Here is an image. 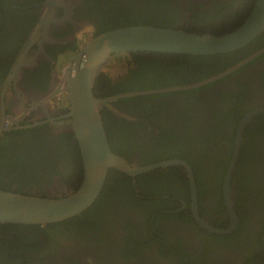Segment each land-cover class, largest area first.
Instances as JSON below:
<instances>
[{
  "label": "flooded vegetation",
  "instance_id": "flooded-vegetation-1",
  "mask_svg": "<svg viewBox=\"0 0 264 264\" xmlns=\"http://www.w3.org/2000/svg\"><path fill=\"white\" fill-rule=\"evenodd\" d=\"M255 1L0 0V150H22L28 159L32 157L29 163L39 175L25 188H19V181L11 184V177L3 179L6 187L58 197L81 183L82 158L64 91V68L87 40L122 27L120 21L129 23L127 26L141 22L138 25L222 35L242 24ZM234 51L198 67V61L185 66L188 61L176 56L181 54H167L173 56L165 60L155 53H135L134 58L132 53L117 54L94 77L91 89L99 100L151 91L117 97L98 106L109 146L135 165L181 159L191 166L195 180L191 163L193 159L198 161V167H204L202 192L207 191L206 199L200 195L199 202L197 187L198 213L211 225L213 219L217 223L229 221L223 183L225 211L217 208L213 193L216 165L230 161L232 153L227 156L225 152H233L240 121L250 111L264 107V31ZM138 61L158 63L149 66L151 69L140 80V73L128 75L131 63L137 65ZM120 88L130 91L116 93ZM135 88L146 89L131 90ZM141 95L152 96L134 97ZM256 117L264 127V114L251 118L242 133L240 152L247 146L244 133ZM255 148L259 150L254 159L252 149H248L253 159L250 166L264 178V145L257 142ZM152 171L150 174L156 173L155 182L144 179L145 173L133 177L114 170L112 185L116 192L127 188L132 198L140 200L91 205L80 219L88 224L96 214L98 220L92 228H79L75 223L72 228L55 225L41 234H31L28 228L18 231L0 226V264H246L243 246L231 241L220 244L208 236L237 238L238 226L231 234L219 235L202 228L194 219L189 182L186 188L181 184V179L187 178L182 165ZM121 181L125 186H120ZM231 183L235 203L234 177ZM263 187L264 183L256 180L252 190L242 194L244 204H248L250 227L245 226L241 241L245 242L252 230L258 233L261 228L251 221H264V202L248 194H263ZM126 224L133 227V238L146 242L153 236L155 240L140 252L132 249L124 242ZM15 235L25 236L29 242L17 245L13 242Z\"/></svg>",
  "mask_w": 264,
  "mask_h": 264
},
{
  "label": "water",
  "instance_id": "water-1",
  "mask_svg": "<svg viewBox=\"0 0 264 264\" xmlns=\"http://www.w3.org/2000/svg\"><path fill=\"white\" fill-rule=\"evenodd\" d=\"M263 31L264 0H256L242 24L222 35L197 34L151 25H130L105 31L87 40L78 52L69 58L64 68V91L70 102L69 115L72 117L79 144L84 177L76 189L58 197H42L0 189V223L45 226L61 222L81 214L95 202L109 170H118L134 177L156 168L182 165L189 182L192 214L196 222L211 233L231 234L239 223L231 182L240 154L242 133L252 117L264 114V107L247 113L236 130L233 152L223 180V198L229 224L219 228L209 224L198 213L196 180L187 162L170 159L146 165L130 164L109 146L98 106L117 97L147 94L151 91L124 93L99 100L92 94V82L117 54H222L244 47Z\"/></svg>",
  "mask_w": 264,
  "mask_h": 264
},
{
  "label": "trees",
  "instance_id": "trees-1",
  "mask_svg": "<svg viewBox=\"0 0 264 264\" xmlns=\"http://www.w3.org/2000/svg\"><path fill=\"white\" fill-rule=\"evenodd\" d=\"M121 17L127 18L124 16H121ZM106 18L107 17H105V19ZM128 24L124 25L123 21L119 22V25H123V26H127ZM136 24L137 25L141 24V22H135V23H132L131 25H136ZM235 52H237V51H233V53H235ZM155 54H160L159 56H161L160 58H162L163 60L166 59V56H173V55H167V54L162 55V53H155ZM228 54H230V53H228ZM131 55H132V58H134L135 53H132ZM176 56H181L183 61H188L185 66H188L191 61H198L199 64L196 65L198 67V65L208 63L211 60V58H213V57L226 56V55L213 54V55H206V56H204V55H200V56H197V55H176ZM204 57H206V58L203 59ZM156 63H158V62L153 61L151 63H146V62L138 61L137 65H135V62L134 63L132 62L130 65L131 67L129 68L130 71H129L128 75L135 73V76H137V74L140 73L138 75V78L140 80H142V78L145 76L144 73H148V70L151 69L149 66L153 67V65ZM198 74H200V73H198ZM139 79H137V80H139ZM145 89L146 88H135V89H131V90H145ZM127 91H130V89L123 90V88H120L119 90H117L116 93H123V92H127ZM147 96L150 97L152 95H141V96H134V97L135 98H138V97L146 98ZM125 99H130V98H125ZM257 120H258V118L256 117L254 119L255 122L252 123L250 125V127L244 133L243 139L246 140L247 146L244 149H243V147L241 148L239 160L236 164V169H235L234 176H233L234 177V183H235V198H236L235 207H236L237 215L239 218L238 228H237L235 233H238V237L235 238L232 235L226 236V237H218V235L216 236V235L208 234V236L214 238L215 242L219 241L220 244H222L224 241H231V244L233 243L234 245L243 246L245 252L243 253L242 257L246 258L245 259L246 264H257V262H261L264 264V221L262 219H259L256 221H254V220L251 221L252 223L256 222L258 225L261 226V228L258 229V233L254 232L252 230L251 236H249V238L247 237L248 239H246L245 242H244L245 239H243V241H241L239 239V237L242 236V234L244 232L245 226L250 227L249 226L250 224L247 223V219L249 220V218H250L249 211L247 210L248 204H244V202L242 200L243 199L242 194L245 195L247 190H252V188L255 186L256 180L258 182L260 180L261 182L264 183V178H262L260 176L258 177L254 171L253 166H250L253 163L255 152L259 150V148H258V150H257V148H255L257 146V142L262 143L264 145V143H263L264 142V127H261L259 125V123H262V121L259 122ZM252 130L254 131L255 134L253 133ZM257 135H259V137H262V138L257 140V138H256ZM249 148L252 149V151H251L252 157H253L252 160H251V153L248 152ZM225 153L227 156H230V154L232 152H229V153L225 152ZM31 158L29 157V159H28L22 150L19 153V152H13L12 149H7V150L1 149L0 150V189L14 191V192H20V190H13L12 187H6L8 184H5L3 182V179H9L10 177H11V180H10L11 184L15 181H19L22 183V184H19V186H20L19 188H25L26 186H28V182L36 181L35 178L36 177L38 178L39 175L38 176L35 175L36 170L34 168L35 167L34 164L31 165V163H29V161L32 162ZM262 159H263L262 167L264 170V156L263 155H262ZM222 162L224 164L216 165V170L214 171L215 174L213 175L214 180L212 182L213 183L212 187L214 188L213 193H215V200L217 202V208L224 210L223 201L221 198V187H222L223 179L225 176V172H226L229 160L226 163L223 160H222ZM213 164H214V162H213ZM191 165L193 167L194 174L196 176V182H197L198 193H199V202H200V195H201V197L203 195V197L206 199V197L204 195L207 192V191L202 192V189L204 188V182H202L201 179L204 178V170H203L204 167H202V166L198 167V161H194V159H193V162L191 163ZM113 171L112 170L109 171L107 182H105V184L103 186V190L101 191V193L99 194V196L95 200V202L92 204V206H91L92 208L99 206V203L104 202V201L110 203L112 200H115V202H117V201H119V199L120 200L122 199V201L123 200L132 201L133 199H136V198H132L133 195H131L130 191H128L127 188H123V189L118 190L116 192V187H114L112 185V183H113L112 180H113L114 175H115V173ZM150 173L151 172L143 174V178L155 182L156 180H153V179L156 178V173L155 174H150ZM244 176H248V177H246V179L244 180ZM263 176H264V171H263ZM185 179L184 178L181 179V184L184 183V188H186V182L188 183L187 178H185ZM125 184H126L125 181L120 182L121 187L125 186ZM154 187H156V186H154ZM20 193H24V192H20ZM248 194L252 195L256 201L259 202V201H261L260 199H262V202H264V187H263V194H251L249 192H248ZM136 200L139 201L140 199H136ZM115 202L113 203V205L115 204ZM201 203H202V199H201ZM200 210H202V209H200ZM88 211H89V209L88 210L86 209L84 212L81 213L82 214L81 216L76 215V216H73L69 219H66V220L58 222V223L47 224V226L30 225V224H16V223H0V226L11 227L12 229L17 228L18 231H24L23 229H20V228H28L31 230V234L34 232H39V234H41L43 232H46L50 226H55V225L58 227H63L62 229H67L66 227H68V226H69V228H72V225H75V223H77L79 225V228H81L84 225L87 227L89 226V228H92L93 226H96V221L98 220V216L96 214L91 217L88 224H85L84 220L80 219V218H83L84 214L87 213ZM243 211H247L248 214L246 215ZM202 213L204 214L203 211H202ZM212 221L214 223L213 226H216L219 228L226 227L229 224V221H226V222L221 221L218 223L216 222V219H213ZM126 228L128 230V234L126 236H124V242L125 243L128 242L130 247L132 249H136L138 252L142 251L143 248H146V246H149V244L155 240L153 238V236H150L146 240V242L145 241L141 242L140 237L133 238L132 235L135 234L134 231H132L133 227H131L129 224H126ZM135 232H136V230H135ZM148 232L150 234V231H148ZM235 233H233V234H235ZM43 240H44V242L47 241L44 238H43ZM13 242L17 245H21V244H24L25 242L28 243L29 241L26 239L25 236L15 235V239ZM156 245L160 246V243H156ZM125 250H126V245H125ZM122 252H124V251H122Z\"/></svg>",
  "mask_w": 264,
  "mask_h": 264
},
{
  "label": "rangeland",
  "instance_id": "rangeland-1",
  "mask_svg": "<svg viewBox=\"0 0 264 264\" xmlns=\"http://www.w3.org/2000/svg\"><path fill=\"white\" fill-rule=\"evenodd\" d=\"M143 145H141L140 147H142ZM112 257V256H111Z\"/></svg>",
  "mask_w": 264,
  "mask_h": 264
},
{
  "label": "clouds",
  "instance_id": "clouds-1",
  "mask_svg": "<svg viewBox=\"0 0 264 264\" xmlns=\"http://www.w3.org/2000/svg\"><path fill=\"white\" fill-rule=\"evenodd\" d=\"M234 176V175H233ZM228 226V225H227ZM222 228V227H221Z\"/></svg>",
  "mask_w": 264,
  "mask_h": 264
}]
</instances>
